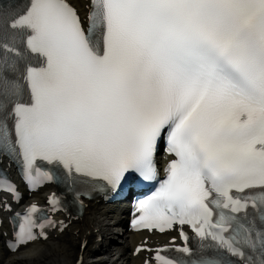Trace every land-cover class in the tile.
Wrapping results in <instances>:
<instances>
[{
	"label": "snow or ice",
	"instance_id": "obj_1",
	"mask_svg": "<svg viewBox=\"0 0 264 264\" xmlns=\"http://www.w3.org/2000/svg\"><path fill=\"white\" fill-rule=\"evenodd\" d=\"M20 7L0 0V50L17 58L0 57V155L18 154L29 182L115 191L156 180L162 149L175 158L134 224L179 225L184 244L142 245L145 264H228L220 250L264 264V0H88L83 20L71 0ZM9 28L37 59L21 80ZM39 211L23 216L13 251L47 239Z\"/></svg>",
	"mask_w": 264,
	"mask_h": 264
},
{
	"label": "bare ground",
	"instance_id": "obj_2",
	"mask_svg": "<svg viewBox=\"0 0 264 264\" xmlns=\"http://www.w3.org/2000/svg\"><path fill=\"white\" fill-rule=\"evenodd\" d=\"M71 2L81 11L87 10L88 1ZM41 193L33 194L32 199H42ZM126 216L124 204H107L94 199L81 217L62 216L70 222L64 231H55L47 240L14 253L6 250L9 228L4 223L0 227V264H75L80 256L83 257L82 264H143L144 256L141 253L133 256L132 253L145 237L152 236L146 232H130ZM170 236H166L165 241ZM85 242L87 244L82 248Z\"/></svg>",
	"mask_w": 264,
	"mask_h": 264
}]
</instances>
